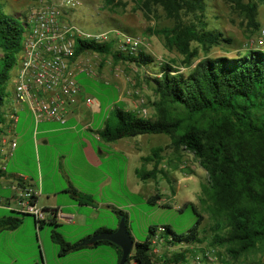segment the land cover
Returning <instances> with one entry per match:
<instances>
[{
    "label": "trees",
    "instance_id": "16d2710c",
    "mask_svg": "<svg viewBox=\"0 0 264 264\" xmlns=\"http://www.w3.org/2000/svg\"><path fill=\"white\" fill-rule=\"evenodd\" d=\"M234 10L243 13L251 24L259 28L256 16L264 0H225ZM116 0H106L114 4ZM147 13H154L155 7L162 8L173 19V24L155 28V32L165 37L166 43L183 53V62L190 67L180 70L175 63L162 62L160 71L152 77L156 115L143 116L136 111L119 106L116 110V125L106 124L102 136L112 140L140 133L165 132L171 136L172 145L184 147L194 152L209 176L206 190L213 201L212 212L217 217L214 241L226 245L233 257L252 249L264 239V48H251L241 55H205L193 66V59L199 54L198 41L206 51L211 46L231 42L232 37L219 27H210L204 19L208 0H137ZM28 24L27 17H20L6 11L0 0V122L5 120L4 104L8 94L7 86L18 53L22 48L23 35ZM86 49L113 52L115 58L137 61L150 67L154 56L140 49L136 54L115 50L112 42L97 43L78 39L76 53ZM161 73V74H160ZM181 106L183 111H178ZM161 146L153 149L155 155ZM160 159L153 168L138 169L141 177H149L157 172ZM66 191L78 200L88 197L75 187ZM161 192L149 197L156 203ZM168 205V203H162ZM192 205L197 212L196 224L187 232H177L170 224H162L161 236L173 245L176 242L201 240L200 225L203 214L197 205L186 200L180 206ZM47 209V208H46ZM119 217L127 212L115 208ZM28 212L11 209L0 219V228H15ZM53 225L52 236L60 245V253L100 243H112L109 239H99L92 243L67 240L57 227L56 218L47 220ZM46 222V221H43ZM157 226H149L144 240H135V247L126 264H158L152 248V237ZM108 229L101 228L97 232ZM163 263L185 264L187 250L166 251ZM44 264V263H35ZM119 264V263H118ZM244 264H264L251 260Z\"/></svg>",
    "mask_w": 264,
    "mask_h": 264
},
{
    "label": "crops",
    "instance_id": "0c3cea01",
    "mask_svg": "<svg viewBox=\"0 0 264 264\" xmlns=\"http://www.w3.org/2000/svg\"><path fill=\"white\" fill-rule=\"evenodd\" d=\"M76 62L72 68L77 78V74L85 69ZM104 70L95 76L113 82L118 93L116 99L120 101V104H115L116 106L106 114L103 120L99 119L98 124H95L97 117L94 113L104 112L102 102L100 99L95 100L94 96L87 91L86 85L79 80L81 89L77 100L71 105L68 123L53 119L37 121L26 103L16 104V110H26L24 112L26 119L22 126L24 130L14 129L13 131L18 142L17 148L22 154L24 153L25 144H21L22 138L32 143L36 169L27 172L15 165L10 171L8 167L5 170L0 169L1 186L11 190L10 193L0 192V208L2 209L0 219L8 215L11 209L20 210L15 181L23 177L27 183L37 188L36 200L40 206L58 207L63 211V215L58 216L56 222L58 229L67 240H82L97 233L103 227L115 229L118 226V220L114 215L115 208L127 211L128 225L135 238L134 228L130 224L131 208L141 205L145 213L152 209L143 205L150 203L149 197L158 190H155V187L147 188V186L151 187L149 180L152 178L157 180L164 170L162 167L166 165L160 162L157 172L149 177H141L138 173V169H141L144 164L143 156L150 154L143 153L141 148L143 139L154 136L149 132L112 140L102 136L100 130L106 124H117L118 118L114 113L117 107L121 106L139 114L143 107L139 94L134 91L135 87L139 86L129 85L128 79L121 71L113 72V68L107 72ZM141 92L143 93L142 89ZM87 97H91V101H88ZM84 104L88 106V110L83 109ZM18 121H20V114H18ZM167 144H172V140ZM1 157L0 152V159ZM154 163L156 161H153V166ZM69 187L77 188L88 197L83 200L74 198L71 192L66 191ZM127 190L140 194L141 197L134 200L129 193L127 194ZM119 194L126 195L127 200L119 198ZM162 203L167 202L164 201L161 192L156 204L162 205ZM3 209H9V212ZM28 215L32 217L29 218ZM48 222L38 224L34 215L27 214L15 228H0V264H50L51 259L55 262L54 264L119 263V248L112 243L84 246L61 254L60 245L52 236L53 225ZM152 224L154 223L150 222L149 226ZM160 238L155 243L154 249L160 252V258H166L165 250L167 249L161 246L162 236ZM171 248L173 249L172 245L170 250ZM48 251H54L52 258L48 255ZM134 263L135 261L131 260L129 264Z\"/></svg>",
    "mask_w": 264,
    "mask_h": 264
},
{
    "label": "rangeland",
    "instance_id": "374dc122",
    "mask_svg": "<svg viewBox=\"0 0 264 264\" xmlns=\"http://www.w3.org/2000/svg\"><path fill=\"white\" fill-rule=\"evenodd\" d=\"M1 1L6 11L23 18L24 16L27 17L31 9L41 2V0ZM69 14L75 22L87 30L96 31L98 29L119 28L141 38V49L151 53L155 58L150 67L141 65L133 60L117 59L114 57L113 52L103 53L94 49L82 51L76 63L84 65L87 58L91 60L98 58L100 61L102 60L98 66V74L103 69H105V72L110 71L111 68H113V72L121 71L124 77L128 79L129 85L139 86V89L143 90L150 108L149 115H156V108L153 104L157 94L154 91L152 77L159 73L161 63L170 61L175 63L180 70L188 71L190 69L183 62V53L176 47L169 46L165 37L155 32V28L173 24V19L168 17L162 8L155 7L154 13L145 12L137 0H116L114 4H108L106 0H79V4L71 9ZM256 18L260 25L264 23V2L260 4ZM204 19L208 21L210 27L223 29L227 36L232 37V41L215 44L206 51L198 41L194 40L192 44L199 47V54L194 57L192 66L205 55H244L251 48H264L261 42L260 27L257 28L251 24L243 13L234 10L225 0H208ZM13 73L14 69L11 70V75ZM77 78L86 85L87 91L94 96L95 100L100 99L102 102L104 112L102 114L94 113L97 117L95 124H98L99 119L103 120L106 114L116 106L115 104H120V101L116 99L117 90L113 82L96 78L95 74L88 72V69L80 71L77 74ZM7 92L4 104L5 109H8L10 102H15L11 77L8 81ZM83 109L88 110L89 108L84 104ZM25 111L17 110L18 114H20V121L14 122L15 130H24L22 126L26 119ZM178 111H183V108L179 106ZM114 113L116 114V111ZM6 123L10 124L9 121ZM64 123H68V118ZM150 134L154 136L142 141V152L150 154L143 156L144 164L141 169L153 168V161H156V159H160L161 164L166 165L162 167L164 170L159 174L157 180L154 178L149 180L151 187L147 186V188L155 187V190H160L164 201L168 205L146 203L143 207L152 208L148 213L142 211L141 205L131 208L130 224L134 228L135 239L144 240L147 237L150 222H153L158 227V235L165 234L160 228L162 224H170L177 232H187L191 226L196 224L198 216L192 205L180 208L183 202L190 200L197 205L199 211L203 214V220L200 225L201 240L187 242L190 244L189 246H183V242H176L172 245L173 249L171 248V251L188 249L192 255L202 253L200 264H214L216 262L217 264H244L251 260L264 261V239L258 241L252 249L236 258L231 256L226 245L214 241V226L217 217L212 212L213 201L206 190V186L209 184L207 170L194 152L184 147L176 148L172 144L168 145L167 143L171 140V136L168 133ZM93 140L95 141V139ZM140 140H142V137H140ZM21 144H25L23 146L24 153L22 154L16 145L17 149L14 151V155H8V159L1 158L0 166L8 167V171L12 170L14 165L27 172L36 169L32 143L22 138ZM157 146H161L162 150L155 155L153 149ZM162 154H164V159ZM1 191L11 192V190L3 188L0 184ZM128 193L134 200H138L141 197L140 194H134L127 190ZM119 198L127 200L126 195L119 194ZM0 211H2L1 208ZM4 211L9 212V209ZM114 215L119 223L121 217L117 213ZM28 217L31 218L32 216L28 215ZM161 246H165L167 249L165 251H169L171 244L163 238ZM53 253L54 251H48V255L51 258ZM153 255L158 264H172V262L163 263L158 251H154ZM54 263L51 259L50 264Z\"/></svg>",
    "mask_w": 264,
    "mask_h": 264
},
{
    "label": "built area",
    "instance_id": "2783aa9c",
    "mask_svg": "<svg viewBox=\"0 0 264 264\" xmlns=\"http://www.w3.org/2000/svg\"><path fill=\"white\" fill-rule=\"evenodd\" d=\"M78 4L79 0H41L27 16L28 24L24 31L22 48L11 75L15 102H10L8 109L4 108L5 120L0 122L1 158L6 159L13 154L17 145L13 134L14 122L18 120L17 103H26L37 121L53 119L66 122L71 105L77 100L81 89L72 68L80 55L76 53L78 39L97 43L112 42L115 50L123 53L136 54L141 49V38L137 35L119 28L91 31L75 22L69 11ZM260 33L264 45V23ZM101 61L98 58H87L82 67L88 69L90 74H97ZM134 91L139 94L140 103L143 104L141 114L148 115L150 108L145 95L139 87H135ZM86 99L91 101L92 98ZM5 168L4 165L0 166L2 170ZM15 187L20 210L33 214L38 224L63 215L58 207L46 209L40 206L36 200L37 188L27 183L25 178L19 177L15 181ZM154 235L152 253L157 251L154 249L155 243L161 239L157 232ZM182 245L190 244L183 241ZM187 255L185 264H200L203 256L202 253L192 255L188 249Z\"/></svg>",
    "mask_w": 264,
    "mask_h": 264
},
{
    "label": "water",
    "instance_id": "95a60500",
    "mask_svg": "<svg viewBox=\"0 0 264 264\" xmlns=\"http://www.w3.org/2000/svg\"><path fill=\"white\" fill-rule=\"evenodd\" d=\"M99 239H109L122 248V254L119 264H126L128 256L135 247V238L131 233L128 225V219L125 215L121 216L118 226L115 229H104L97 233L85 237L81 240V243H92Z\"/></svg>",
    "mask_w": 264,
    "mask_h": 264
}]
</instances>
